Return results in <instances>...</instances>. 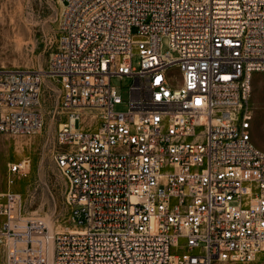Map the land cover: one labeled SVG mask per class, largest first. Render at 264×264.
<instances>
[{"label":"built area","instance_id":"2783aa9c","mask_svg":"<svg viewBox=\"0 0 264 264\" xmlns=\"http://www.w3.org/2000/svg\"><path fill=\"white\" fill-rule=\"evenodd\" d=\"M61 3L47 68L0 66V133L42 131L49 78L54 161L68 220L81 229L51 232L26 217L11 186L31 159L10 162L0 191L8 264L264 258V149L248 103L264 71V0ZM113 76L132 78L126 111L115 110Z\"/></svg>","mask_w":264,"mask_h":264},{"label":"rangeland","instance_id":"374dc122","mask_svg":"<svg viewBox=\"0 0 264 264\" xmlns=\"http://www.w3.org/2000/svg\"><path fill=\"white\" fill-rule=\"evenodd\" d=\"M62 7L61 0H0V66L47 68L57 45ZM133 32H137L136 27H133ZM168 48V40L164 37L163 49L165 51ZM138 60V55H135V67H138ZM131 82L132 78L128 76L112 77V84L122 97V102L115 105L116 111L129 108ZM51 87L52 82L46 78L43 87L46 123L40 133L22 136L0 133L1 137H6L4 145L0 139V191L8 189V164L29 157L30 171L15 178L11 188L22 195V210L26 217L41 219L51 232H57L68 229L71 223L65 207L66 180L53 156L57 124L52 116L56 96ZM248 103L253 115L252 139L264 149V132L260 127L264 115V71L253 74ZM21 143H24V147H21ZM0 264H8V249L2 243ZM246 264H264V258Z\"/></svg>","mask_w":264,"mask_h":264},{"label":"bare ground","instance_id":"6f19581e","mask_svg":"<svg viewBox=\"0 0 264 264\" xmlns=\"http://www.w3.org/2000/svg\"><path fill=\"white\" fill-rule=\"evenodd\" d=\"M18 39V38H17ZM18 136H22V135H18ZM0 139L2 140V144L4 145V141L6 140V137H1L0 136ZM21 147H24V143H21ZM81 228L80 227H76V226H69L68 229L66 230H70V231H76V230H80ZM63 231V230H62Z\"/></svg>","mask_w":264,"mask_h":264}]
</instances>
